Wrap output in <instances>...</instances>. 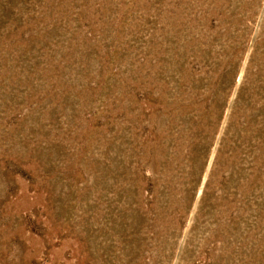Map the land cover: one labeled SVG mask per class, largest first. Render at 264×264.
Returning <instances> with one entry per match:
<instances>
[{
    "label": "rangeland",
    "instance_id": "rangeland-1",
    "mask_svg": "<svg viewBox=\"0 0 264 264\" xmlns=\"http://www.w3.org/2000/svg\"><path fill=\"white\" fill-rule=\"evenodd\" d=\"M0 264H264V0H0Z\"/></svg>",
    "mask_w": 264,
    "mask_h": 264
}]
</instances>
